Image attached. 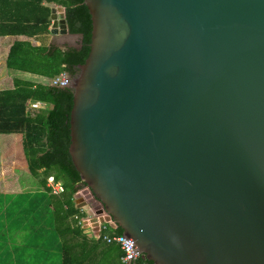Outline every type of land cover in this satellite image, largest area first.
Wrapping results in <instances>:
<instances>
[{
	"label": "water",
	"instance_id": "water-1",
	"mask_svg": "<svg viewBox=\"0 0 264 264\" xmlns=\"http://www.w3.org/2000/svg\"><path fill=\"white\" fill-rule=\"evenodd\" d=\"M85 2L91 52L69 86L91 190L78 207L98 224L101 202L100 221L155 264H264V0ZM51 19L81 46L63 6Z\"/></svg>",
	"mask_w": 264,
	"mask_h": 264
},
{
	"label": "trees",
	"instance_id": "trees-1",
	"mask_svg": "<svg viewBox=\"0 0 264 264\" xmlns=\"http://www.w3.org/2000/svg\"><path fill=\"white\" fill-rule=\"evenodd\" d=\"M46 3L63 6L70 32L84 38L79 48L65 50L20 39L11 44L6 66L14 85L0 90V133L22 135L29 170L48 192L51 176L66 188L50 198L55 231L62 239L63 264H123L119 246L91 239L74 223L75 215H85L77 206L76 195L82 186L87 187L70 153L74 91L50 86L63 71L76 78L89 57L93 34L89 7L85 0H0V36L49 33L52 8ZM32 103L37 106L29 109ZM115 232L123 234L124 230L119 227ZM136 264L155 263L141 257Z\"/></svg>",
	"mask_w": 264,
	"mask_h": 264
},
{
	"label": "crops",
	"instance_id": "crops-1",
	"mask_svg": "<svg viewBox=\"0 0 264 264\" xmlns=\"http://www.w3.org/2000/svg\"><path fill=\"white\" fill-rule=\"evenodd\" d=\"M46 5L52 9L60 6L57 3ZM17 39L29 40L35 45H56L65 50V44L71 38L52 35L51 31L38 37L0 36V90L13 88L14 82L8 73L6 61L11 44ZM72 41L76 43L77 40L72 38ZM4 198L9 199L12 205L18 202L19 214L26 210L28 214L24 220H20L17 212L11 219L0 213V264H63L65 255L62 239L54 227L51 194L32 176L21 134L0 133V202ZM90 204L87 206L91 207ZM7 235L9 243H4ZM93 256L96 259V255Z\"/></svg>",
	"mask_w": 264,
	"mask_h": 264
},
{
	"label": "built area",
	"instance_id": "built-area-1",
	"mask_svg": "<svg viewBox=\"0 0 264 264\" xmlns=\"http://www.w3.org/2000/svg\"><path fill=\"white\" fill-rule=\"evenodd\" d=\"M72 81V77L67 71L61 72L57 75L51 82L50 86L66 88L69 87ZM37 106L33 104L31 107ZM48 187L50 188L51 195H61L66 191V188L62 181L56 180L54 176L49 177ZM81 192L78 191L77 194ZM92 198V196H91ZM95 206H93L94 214L99 221L98 224L93 220L94 216L88 215L85 208H81L85 215H75L76 226H80L83 232L87 234L91 239L102 240L106 244H115L121 248L124 255L122 257L123 264H136L138 260L142 257V254L138 251V248L132 238L126 237L124 234H118L115 231L119 228L113 219L105 220L101 222V215L97 214L98 205L101 202H97L95 199ZM102 216H107L105 213Z\"/></svg>",
	"mask_w": 264,
	"mask_h": 264
},
{
	"label": "rangeland",
	"instance_id": "rangeland-1",
	"mask_svg": "<svg viewBox=\"0 0 264 264\" xmlns=\"http://www.w3.org/2000/svg\"><path fill=\"white\" fill-rule=\"evenodd\" d=\"M76 43H77V41H76ZM76 43L68 42L65 45H66L67 48H69V47H75L77 45ZM28 107H29V109H31V106L30 105ZM36 110H38V109H36ZM85 191L88 192V194L91 193V190L88 187L82 186L81 187V190H80L81 193L76 195V197H78L77 199H79L78 200V203L79 204L80 203L83 204V202H84L83 206H87L89 204V200H90L89 196L87 195V193H85ZM7 200L9 201V203L7 202ZM0 203H1L0 204V213H3L4 214L3 216L4 217H7V219H11V217L14 218V215L16 214V212H17V216L20 218V220H24L25 217H27V214H28L27 213V210L26 211H23L21 214L18 213V209L20 210V208L18 207V202L16 203V205H14V204L12 205L11 204V201L9 199H5L4 198ZM26 206H27L26 203H24V207H26ZM19 218H18V220H19ZM2 220L4 221V218H2ZM74 223L76 224L75 221H74ZM8 235H7L6 239L5 238L3 239V242L4 243H9L8 242L9 241L8 240ZM55 237L56 236H53V238H55Z\"/></svg>",
	"mask_w": 264,
	"mask_h": 264
},
{
	"label": "flooded vegetation",
	"instance_id": "flooded-vegetation-1",
	"mask_svg": "<svg viewBox=\"0 0 264 264\" xmlns=\"http://www.w3.org/2000/svg\"><path fill=\"white\" fill-rule=\"evenodd\" d=\"M68 41H69V42H73L72 39H69Z\"/></svg>",
	"mask_w": 264,
	"mask_h": 264
}]
</instances>
